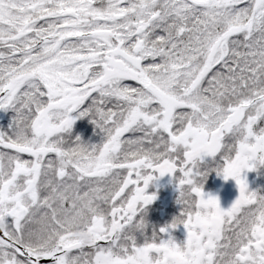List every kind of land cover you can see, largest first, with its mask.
Wrapping results in <instances>:
<instances>
[{
  "label": "snow or ice",
  "instance_id": "1",
  "mask_svg": "<svg viewBox=\"0 0 264 264\" xmlns=\"http://www.w3.org/2000/svg\"><path fill=\"white\" fill-rule=\"evenodd\" d=\"M0 111V264H264V0H0ZM164 176L182 211L147 236Z\"/></svg>",
  "mask_w": 264,
  "mask_h": 264
},
{
  "label": "flooded vegetation",
  "instance_id": "2",
  "mask_svg": "<svg viewBox=\"0 0 264 264\" xmlns=\"http://www.w3.org/2000/svg\"><path fill=\"white\" fill-rule=\"evenodd\" d=\"M15 116L12 111H0V130L8 131L9 126ZM264 127L261 121L257 129ZM214 167V165H209ZM250 191H260L264 194V166L258 167L256 171L246 172ZM203 191L219 199L221 208L227 210L239 196V189L234 180L225 181L222 176L215 171L209 172L203 181ZM149 195H155L156 200L147 206L144 212V219L147 223L145 234L151 236L153 232L159 233L160 229L167 228L180 216L181 206L177 203L178 192L176 190V180L174 177L164 176L148 188ZM169 235L178 246H183L186 242L187 233L183 225H178L175 229L169 230ZM50 264V262H42Z\"/></svg>",
  "mask_w": 264,
  "mask_h": 264
},
{
  "label": "trees",
  "instance_id": "3",
  "mask_svg": "<svg viewBox=\"0 0 264 264\" xmlns=\"http://www.w3.org/2000/svg\"><path fill=\"white\" fill-rule=\"evenodd\" d=\"M72 135H79L85 143H99L102 133L98 129H94L88 118H84L76 121Z\"/></svg>",
  "mask_w": 264,
  "mask_h": 264
}]
</instances>
